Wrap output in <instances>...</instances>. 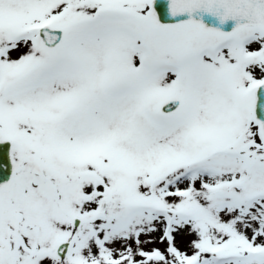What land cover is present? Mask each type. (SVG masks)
<instances>
[{
    "label": "snow or ice",
    "instance_id": "1",
    "mask_svg": "<svg viewBox=\"0 0 264 264\" xmlns=\"http://www.w3.org/2000/svg\"><path fill=\"white\" fill-rule=\"evenodd\" d=\"M0 264H264V0H0Z\"/></svg>",
    "mask_w": 264,
    "mask_h": 264
},
{
    "label": "water",
    "instance_id": "2",
    "mask_svg": "<svg viewBox=\"0 0 264 264\" xmlns=\"http://www.w3.org/2000/svg\"><path fill=\"white\" fill-rule=\"evenodd\" d=\"M6 178V177H5Z\"/></svg>",
    "mask_w": 264,
    "mask_h": 264
}]
</instances>
